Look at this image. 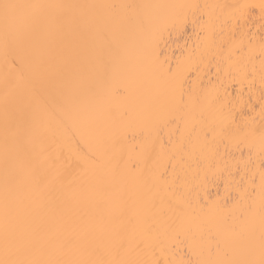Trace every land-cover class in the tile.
<instances>
[{"label":"bare ground","instance_id":"bare-ground-1","mask_svg":"<svg viewBox=\"0 0 264 264\" xmlns=\"http://www.w3.org/2000/svg\"><path fill=\"white\" fill-rule=\"evenodd\" d=\"M0 264H264V0H0Z\"/></svg>","mask_w":264,"mask_h":264},{"label":"snow or ice","instance_id":"snow-or-ice-1","mask_svg":"<svg viewBox=\"0 0 264 264\" xmlns=\"http://www.w3.org/2000/svg\"><path fill=\"white\" fill-rule=\"evenodd\" d=\"M5 7H8L7 5Z\"/></svg>","mask_w":264,"mask_h":264}]
</instances>
